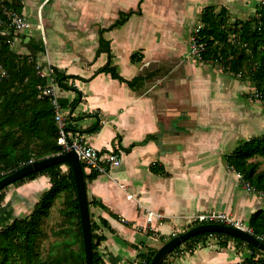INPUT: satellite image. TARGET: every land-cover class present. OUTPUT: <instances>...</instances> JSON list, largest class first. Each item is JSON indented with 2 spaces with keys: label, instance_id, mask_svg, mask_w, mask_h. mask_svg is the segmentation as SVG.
Here are the masks:
<instances>
[{
  "label": "crops",
  "instance_id": "0c3cea01",
  "mask_svg": "<svg viewBox=\"0 0 264 264\" xmlns=\"http://www.w3.org/2000/svg\"><path fill=\"white\" fill-rule=\"evenodd\" d=\"M122 2V7L114 11L113 0H22V13L27 17L38 11L45 27L46 42H24L28 53L37 57L38 62L56 66L66 74L90 78L68 80L69 86H76L82 93L75 107L72 103L78 96L77 91L61 87L58 90L71 127L85 130L98 119L101 122L96 132H73L99 151L116 152L121 158L119 165L108 167L106 172L87 181L89 198H96L107 208L91 207L94 220L100 226L98 234L106 236L98 248L103 264H130L140 260L139 254H145L148 248H159L161 236L167 241L179 231L189 229L197 214L226 212L232 219H242L249 224L251 214L263 207L256 202V192L240 188L237 173L227 166L225 155L218 157V149L214 147L216 140L189 145L186 135L182 134L185 125L177 121L179 116L167 100L166 87L156 91L146 88L147 83L165 78V71L176 72V65L180 67L178 72H182L189 69V62H199L189 55L186 62L177 56L188 48L187 43L182 47L177 42L183 34L182 23L189 10L182 16L177 15L178 28L167 25V21L173 23L174 19L166 13L163 22L158 17L159 12L155 11L153 16L143 0L141 15L134 14L124 25L103 33L110 41L112 63L123 77L133 79L155 72L139 90L109 73L96 75L108 60L107 53L96 56L99 30L108 28L120 11L138 9L139 0H131L130 6L126 0ZM135 53L140 58L137 62L132 61ZM178 72L167 77L174 78V84L186 80L179 79ZM184 101L188 104L189 94ZM195 114L201 116L197 109ZM199 137L209 138L204 134ZM208 151L216 155L207 156ZM152 165H157L164 174L155 173ZM92 171L86 169L88 174ZM50 185L49 177L43 175L28 182L27 190L29 194L42 192ZM149 213H161L163 217H154L149 222ZM112 214H117L119 219ZM101 218L107 220L109 227ZM220 248L200 246L193 253L170 258V262L240 264L250 255Z\"/></svg>",
  "mask_w": 264,
  "mask_h": 264
},
{
  "label": "trees",
  "instance_id": "16d2710c",
  "mask_svg": "<svg viewBox=\"0 0 264 264\" xmlns=\"http://www.w3.org/2000/svg\"><path fill=\"white\" fill-rule=\"evenodd\" d=\"M142 2L143 0H139L136 10L120 11L119 17L108 28L99 30V47L96 51V56L101 53L108 55L107 62L96 71V75L101 72L109 73L135 90L144 86L145 81L155 72L141 74L133 79L123 77L112 63L110 41L104 38L103 33L124 25L134 14L141 15ZM23 7L22 0H0V178L30 161L63 152V147L57 142L59 126L52 100L48 96H41L38 88L40 84L46 83V79L37 74L36 57H23L16 52L11 45L13 35L4 32L5 26L1 25L3 21L9 23L8 11L22 13ZM200 22L202 26L198 32L199 40L206 44L201 61L216 62L223 70L241 80L248 79L255 89L254 97L260 100L264 110V1L257 4L253 18L235 19L234 22H230L226 7L217 12L213 5H209L203 9ZM139 60L138 54L132 55L133 62ZM54 68L59 86L77 91L78 96L72 103V107H75L82 93L76 86H69L68 80L80 78L87 81L90 78L66 74L58 67ZM100 127L101 122L98 119L88 129L77 130L69 124L68 130L96 132ZM134 145L135 143L127 150ZM258 157L264 158V134L240 140L232 152L225 154L224 159L231 170L242 176V182L249 183L256 193L264 195V171L259 170L261 162L257 160ZM63 166L67 170H63ZM82 166L86 182L95 179L100 173L92 171L88 174L86 165L82 163ZM151 168L155 173L164 174L157 165H152ZM43 175L49 177L51 185L34 204L31 213L0 224V264H86L80 208L73 172L69 165L54 164L13 184L21 186ZM4 190L0 191V206L5 199ZM61 195L63 207L60 212L67 225L54 231V234L64 238L56 251L51 250L42 257L40 240L43 236V222L50 216L55 201ZM89 204L90 208L101 206L107 209L96 198H89ZM112 215L119 219L117 214ZM101 222L108 226L105 218H101ZM194 225L197 223L193 222L190 227ZM248 227L264 240V207H258L251 214ZM91 228L93 262L103 264L98 248L106 236L98 234L100 226L92 216ZM211 237L219 240L221 248H227L230 241L235 242L237 247L245 246L250 255L240 264H264V251L258 246L219 232H204L189 238L173 250L162 264H171L169 258L176 255V252L193 253L200 246L207 247ZM160 239L165 241L164 236ZM78 242L80 246L76 249L74 245ZM156 251L157 248H148L145 254H139L141 258L135 263L142 264L141 261H144L149 264Z\"/></svg>",
  "mask_w": 264,
  "mask_h": 264
},
{
  "label": "rangeland",
  "instance_id": "374dc122",
  "mask_svg": "<svg viewBox=\"0 0 264 264\" xmlns=\"http://www.w3.org/2000/svg\"><path fill=\"white\" fill-rule=\"evenodd\" d=\"M262 1L264 0H146L148 11L152 13L153 16L155 15V11L159 12L158 17L163 22V18L167 14L171 16V19H174L173 23L167 21V25L173 24L178 28V16H182L189 10V15H185L186 19L182 23L183 34L180 41L177 42V45L182 47L187 43L189 48L186 47L184 53H177L180 60L184 62L188 61L186 59L188 55L192 57V59L194 58L190 54V38L194 30L202 25L197 21L199 18V11L201 9L203 10L205 5L209 6L215 4L217 7L221 6L216 9L215 5H213L217 12L225 6L228 10L230 22H234L235 19L248 20L253 18L256 14L257 4ZM128 2V6H130L131 0H126V3ZM122 3V0H113V10L116 11L118 7H122L120 6ZM136 7L137 5L135 8ZM35 15L36 20H34ZM26 19L29 26L24 30H17L6 21L1 22V25L5 26L4 32L13 35L11 41L13 49L19 52L23 57H32L33 55L28 53V50L24 48L25 46H23V44L26 41L32 44L35 43L34 41L38 43L46 42L44 37L45 27L39 20L38 11L33 13L32 16L28 15ZM177 48H179V46H177ZM178 57L176 58L177 62H179ZM36 60L37 62L39 61L37 57ZM40 63L44 64L42 62ZM187 65H189V69H186V71L184 69L182 72H178V68H180L179 65L175 66L177 71L174 73L169 74L168 71H165L163 73V77L165 78L158 81L154 80L149 84L147 83L146 88L156 91L163 88V86L166 87L165 92L167 100L171 103L174 109L173 111L179 116V118H176L177 121L179 119V122L185 125L183 126L184 133L182 134L186 135L189 145L195 146V142L205 143L209 140H212V142L216 140L214 147L216 146V150L218 149L217 155L219 157L223 154L225 155L232 152L240 140L264 134V110L260 100L254 97L255 89L248 79L241 80L239 77L223 70L220 64L216 62H189ZM177 72L181 74L178 75L180 76L179 79L181 77L186 78V80L180 82V84H174V78L171 79V77H173L172 74H176ZM168 76L171 77L167 78ZM187 94L190 95L188 104L187 101H184ZM196 109L197 113H201L200 117L195 114ZM201 134L209 138L199 137ZM218 143L221 145L219 146ZM208 144L210 143L208 142ZM214 154L216 155L214 151H208V153H206L207 156H212ZM257 160L261 162L259 170L264 171V158L258 157ZM62 168L63 170H67L66 166ZM235 177L238 180L240 188L247 191L248 189L241 183L242 178L239 177V174H235ZM27 188V183L21 186L11 184L4 188L5 199L0 206V224L9 223L13 218L24 217L31 213L34 204L39 200L44 191L29 194L30 191H28ZM38 191H41V189ZM248 191H250V193H255V190ZM255 195L257 204L264 207V195L260 196L258 193ZM62 202L63 196L61 195L55 201L50 216L43 222V236L40 240L42 257H45L51 250L53 252L56 251L64 238L63 236L54 234V231L67 225V223L63 221L64 216L60 212V209L63 207ZM211 213H225L232 218V216L226 212ZM91 216L95 218L94 213H91ZM235 221H238L250 230L248 222L242 219L240 221ZM181 232L183 231L181 230L178 233ZM218 241L217 238L211 237L208 240V246L219 247ZM159 242L161 246L165 241L163 242L160 239ZM79 246L80 243L78 242L74 245V248L78 249ZM227 249L234 250L239 254L249 252L245 246L237 247V244L233 241L229 242ZM173 255V257L178 256L175 254ZM141 262L145 264L144 261Z\"/></svg>",
  "mask_w": 264,
  "mask_h": 264
},
{
  "label": "built area",
  "instance_id": "2783aa9c",
  "mask_svg": "<svg viewBox=\"0 0 264 264\" xmlns=\"http://www.w3.org/2000/svg\"><path fill=\"white\" fill-rule=\"evenodd\" d=\"M7 16L9 19V24L12 25L17 30H24L29 26L26 16L23 13H18L16 11H8ZM202 25L198 26L190 38V54L196 59L201 61L203 54L206 51V44L199 40L198 32ZM37 74L46 79L45 84H40L38 86L41 96H48L51 98L55 118L59 126V137L57 142L63 147V152L69 150H75L79 156L81 163L86 165V169H92L94 171L103 173L108 170V167L119 165L121 158L116 152L103 153L88 144L83 137L78 133L73 132V130H68L69 122L68 117L63 109L58 96V90L60 88L56 80L55 68L51 64H41L37 62L36 64ZM239 177L242 176L239 174ZM243 186L248 190H254L252 186L247 182H242ZM154 217L162 218V214L149 213L147 219L149 222L153 221ZM193 222L197 224L201 223H226L231 225L243 226L238 221H235L227 214H214V213H200L193 217ZM251 231V230H250ZM180 252H176V255H180ZM183 254V253H182ZM143 263V262H142ZM130 264H136L135 262Z\"/></svg>",
  "mask_w": 264,
  "mask_h": 264
},
{
  "label": "water",
  "instance_id": "95a60500",
  "mask_svg": "<svg viewBox=\"0 0 264 264\" xmlns=\"http://www.w3.org/2000/svg\"><path fill=\"white\" fill-rule=\"evenodd\" d=\"M59 163L68 164L73 172L74 181L76 185L77 199L80 208L86 264H94L91 228V208L89 204L87 182L85 180L82 163L75 150H69L47 156L39 160L30 161L29 163L19 167L13 172L0 178V191L6 188L7 186L15 183L17 180L24 178L33 172L45 169L49 166ZM204 232H219L224 233L226 235L238 237L244 241L258 246L264 251V240L256 236L252 231H250L246 227L219 222L201 223L190 227L184 232L174 234L170 239L164 242L157 249L149 264H162L165 258H167L168 255L179 245H182L189 238Z\"/></svg>",
  "mask_w": 264,
  "mask_h": 264
}]
</instances>
